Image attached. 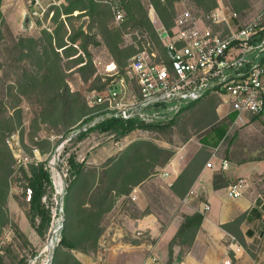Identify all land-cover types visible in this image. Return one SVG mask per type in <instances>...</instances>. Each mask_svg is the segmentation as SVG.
<instances>
[{
  "label": "rangeland",
  "instance_id": "rangeland-1",
  "mask_svg": "<svg viewBox=\"0 0 264 264\" xmlns=\"http://www.w3.org/2000/svg\"><path fill=\"white\" fill-rule=\"evenodd\" d=\"M52 1L56 4L50 5L48 17L47 13L41 16L39 5L34 0H3L1 6L3 18L0 20V121L11 119L14 125L11 133L18 130L21 132L29 152L34 147L32 143L34 138L35 141L48 140L52 136L68 134V128L76 125L88 113L86 95L99 86L101 74L113 73L115 68L125 67L134 52L141 48L139 42L147 36L139 32L126 35L127 31H124L125 35L119 43V52L117 51L118 56H115L105 42L106 31L95 26L91 33L96 34L99 45L88 47L90 57L81 49H77V54L74 53L72 57H67L62 49H58L61 54L58 69L51 80L43 84L40 76L46 70L42 60L46 45L44 32L55 35L60 22L66 23L68 29L72 23L76 28L82 27L87 31L93 24L85 11L73 12L71 20L64 15V7L75 0H41V3L44 2V6L47 7ZM141 1L148 6V0ZM89 2L90 0L83 1L86 5ZM209 2L216 3L218 8L232 10L235 2L245 5L246 19L259 7V0H209ZM196 4V0H178L175 2V10L179 13L189 7L195 9ZM35 11L38 14L35 15ZM107 26L113 31L119 25L109 20ZM79 58L84 61L81 65L76 62ZM86 63H88L86 70H80ZM32 78L35 79L34 83ZM53 84H57V88H53ZM208 102L210 100L205 102L204 106L195 105L190 108L167 130H137L124 137L114 132L94 131L73 141L64 154L67 160L65 165L67 179L70 176L69 158L72 154L77 162L85 164L87 170L91 167L100 168L118 157L125 147L136 141H145L165 149V152L159 153L161 156L157 162L160 165L163 164L165 157L174 152L185 162V166L194 161L202 163L209 154L211 156L207 161L212 160L213 154L220 159L230 156L241 159L259 151L258 155L264 156V128L261 123L257 124L258 127L252 122L239 125L229 118L220 120L219 117L214 121H205V112L212 113L221 103L214 99L213 106H210ZM206 117L212 118V115ZM219 126L227 129L223 140H218V134L214 131ZM51 149L52 143H49L41 150L49 153ZM153 154L154 151L144 149V156L153 158ZM135 163L149 168V164L154 162L150 159L142 160L141 157ZM159 173L160 169L136 188L145 191L151 208L155 210L160 208L170 219L172 213L178 209L179 201L170 192L168 183L159 178ZM26 183L21 172L10 176V197L6 206V217L0 219V264L25 262L31 251L43 246L42 241L40 245L32 246L21 233L20 226L23 223L31 227L28 218L30 208L23 201ZM80 201L82 200L79 199L78 203ZM10 202L15 205V209H11ZM133 204L135 203L130 204L129 210L133 211L132 214L141 215Z\"/></svg>",
  "mask_w": 264,
  "mask_h": 264
},
{
  "label": "built area",
  "instance_id": "built-area-1",
  "mask_svg": "<svg viewBox=\"0 0 264 264\" xmlns=\"http://www.w3.org/2000/svg\"><path fill=\"white\" fill-rule=\"evenodd\" d=\"M34 1L41 16L50 5L56 4L52 1L45 7L41 0ZM95 1L110 3L114 22L118 25L123 22L124 12L113 0ZM150 19L163 42L165 55L148 43L130 59L125 75H120L117 68L113 73L101 74L103 81H113L103 90L87 93L88 106L95 109L88 116L92 118L79 123L68 134L48 138L52 143L49 153L38 147H32L29 152L19 130L6 139L15 159V173L27 170L29 165H43L51 180L50 193L42 199L51 218L50 228L43 246L30 257L28 264H52L61 243L68 177L64 154L81 134L108 120L167 125L184 108L211 95L221 102L220 114L225 118L234 115L235 124H247L264 113V0H259L258 9L248 19H241L230 8H217L209 14L185 9L178 13L171 34L153 6H150ZM206 167L216 169L212 160ZM228 167V161L222 160L218 170L225 171ZM247 187L245 180H239L228 188L227 195L233 200L241 198ZM24 194L30 202L33 190L27 188ZM193 194L191 191L189 197ZM205 210H209L208 205ZM150 260L157 263L155 257Z\"/></svg>",
  "mask_w": 264,
  "mask_h": 264
},
{
  "label": "trees",
  "instance_id": "trees-1",
  "mask_svg": "<svg viewBox=\"0 0 264 264\" xmlns=\"http://www.w3.org/2000/svg\"><path fill=\"white\" fill-rule=\"evenodd\" d=\"M83 1L85 0H75L70 2L68 6L64 7L63 13L69 20H71L73 17L71 14L73 12L85 11V14H88L91 17L93 23L89 28V31L84 30L82 27L76 28L72 23L68 29V25L66 26V23L60 22L55 31V35L44 32L43 38L46 45L44 54L42 55V60L46 70L43 75L40 76V81L42 80L43 84L51 80V77L58 69V63L61 61V54L58 52V49H62L67 57L74 56V53L77 54V49H81L90 57L88 47L90 45H99L96 34L91 33V30L95 26L102 29V31H106L105 42L111 48V51L115 56H118L117 51L119 52V43L123 40L125 35L124 31H127L126 35H130L129 33L136 34L137 32L141 35H147L145 39L143 38V40L139 42L141 48L136 50L134 55L139 51H142L148 43H151L160 55H165L163 42L150 19V6H153L161 23L171 34L178 16V12L175 10V2L178 0H148V6H146L141 0H113L112 3H116L119 9L124 12L123 22H121V24L113 31H110L107 28L108 21H114L115 17L112 5L110 3L97 2L95 0H90L89 4L86 5ZM2 2L3 0H0V20L3 18V13L1 11ZM196 2L197 4L195 5V9L192 7L188 8L196 14L198 12L209 14L218 8L216 3L212 4L209 0H196ZM246 7L247 6L235 2L233 11H235L241 19H245L244 9ZM49 14L50 10H48L46 17H48ZM65 37L67 41H65ZM76 62H78V65L84 63L82 58H79ZM87 65L88 63L81 66L80 70H86ZM128 65L129 63L125 67H119L120 75L126 74ZM112 81L113 79H107L106 81L100 79L99 86L95 87L93 90H103L106 86L110 85ZM32 82H35L34 78H32ZM57 86V84H53V88H57ZM214 99L219 100L217 96L211 95L188 106L187 108H184L178 115H176L174 120L167 125L146 126L136 122L108 120L91 129L89 132L81 134L74 141H77L94 131L101 133L114 132L121 134L124 137L137 130H167L174 126L176 120L193 106H204L205 102L208 100H210V102H208L210 106H213L214 102L212 103V100ZM87 110L88 113L84 115L76 125L70 126L67 132H70L72 128L77 126L79 123H83L92 118H88V116H90L95 109L93 110L88 106ZM208 115H212V118H207L206 116ZM218 117V108H214L212 113L205 112L204 114L205 121H214L218 119ZM219 119L223 120L220 117ZM229 119L233 122L234 115H231ZM13 129L14 125L11 122V119L0 121V219L6 217L5 211L10 197V176L13 173L18 174L21 172L27 182L25 188L33 190L32 200L30 202H27L25 194H23V201L30 208L28 218L31 226L40 236L42 242H44L50 228L51 218L49 211L42 202V199L44 195L50 193V176L48 172L44 170L43 165H29L27 169L29 170L28 173L25 171L26 169H20V171L15 173V159L6 144V139ZM214 131L218 134V140H223L227 133V129L223 126L215 128ZM32 143L34 147H38L40 149H42L45 144H51L49 140L42 139L35 141V138ZM147 148L149 151L155 152V154H153V158L152 156H144V149ZM161 152H165V149L145 141H136L125 147L118 157L113 160L111 159V161L102 165L100 168L91 167L88 170L86 169L85 164L77 162L75 156L72 154L69 158L70 176L67 179L65 194V228L63 230L61 243L55 251L52 264H81L74 258L72 251L90 253L97 250L99 237L104 231V218L113 209L117 199L122 196L128 197L134 188L138 187L148 178L156 174L159 169L164 168L176 155L175 152L174 154L172 153L168 155L164 158L163 164L160 165L157 161L161 156L159 154ZM210 156L211 154H209L202 163L194 161L185 167L182 174L172 186V190L178 198H185L186 194L190 191L194 182L203 171L205 165L209 162L207 160ZM141 157L142 160L150 159L153 160L154 163L149 164V168L144 167L143 164H136V160ZM224 185H229L227 180H225L222 174H215V189H220L224 187ZM79 199L82 200L80 203H78ZM183 217L184 220L176 236L170 242L169 261L167 264H173L175 262L174 248L176 246L189 248L193 244V241L195 240V237L204 221V215L201 212H196L193 215H184ZM243 218L244 216H241L236 221L231 223V225L224 226L225 229H237V227L242 223ZM21 233H23L22 230ZM237 238L240 243L246 247L242 234H238ZM35 252H37V249L31 251L26 256L25 262L22 261L20 264H28L30 257L33 256ZM183 253L184 250L182 249L181 253L177 256L178 261H181V254Z\"/></svg>",
  "mask_w": 264,
  "mask_h": 264
},
{
  "label": "crops",
  "instance_id": "crops-1",
  "mask_svg": "<svg viewBox=\"0 0 264 264\" xmlns=\"http://www.w3.org/2000/svg\"><path fill=\"white\" fill-rule=\"evenodd\" d=\"M218 115L225 119L219 111ZM251 122L255 127L261 123L264 128V113ZM258 153L253 152L241 159L232 156L220 159L213 154L212 162L216 169L204 167L183 199L172 190L186 167L185 162L175 155L158 174L179 201V207L170 219L160 208H151L143 189L134 188L128 197L118 198L105 216L97 250L90 253L72 251L74 258L81 264H152L150 259L155 257L156 264H167L169 245L184 220L183 216L201 212L204 221L193 244L189 248L176 246L173 264H223L227 261L231 264H264V156L260 157ZM222 160L229 163L225 171L218 170ZM215 174H222L229 185L215 189ZM239 180L247 182V190L243 197L230 199L227 190ZM191 191L194 194L189 197ZM130 199L141 215L132 214L133 211L129 210L133 203ZM207 205L209 210L206 211ZM10 207L15 209L11 202ZM241 216L244 218L237 229H225L224 226L231 225ZM20 228L33 246L40 245L42 240L32 226L23 223ZM238 234H242L246 247L240 243ZM182 249L184 253L178 261L177 256Z\"/></svg>",
  "mask_w": 264,
  "mask_h": 264
},
{
  "label": "water",
  "instance_id": "water-1",
  "mask_svg": "<svg viewBox=\"0 0 264 264\" xmlns=\"http://www.w3.org/2000/svg\"><path fill=\"white\" fill-rule=\"evenodd\" d=\"M166 34H164V37H165Z\"/></svg>",
  "mask_w": 264,
  "mask_h": 264
}]
</instances>
